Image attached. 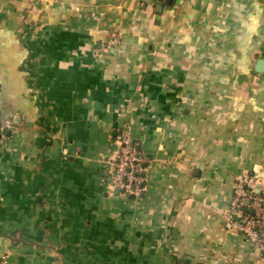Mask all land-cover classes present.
<instances>
[{
	"label": "crops",
	"instance_id": "obj_1",
	"mask_svg": "<svg viewBox=\"0 0 264 264\" xmlns=\"http://www.w3.org/2000/svg\"><path fill=\"white\" fill-rule=\"evenodd\" d=\"M259 60L264 0H0V260L264 264L225 219L264 174Z\"/></svg>",
	"mask_w": 264,
	"mask_h": 264
},
{
	"label": "built area",
	"instance_id": "obj_2",
	"mask_svg": "<svg viewBox=\"0 0 264 264\" xmlns=\"http://www.w3.org/2000/svg\"><path fill=\"white\" fill-rule=\"evenodd\" d=\"M10 126L0 117V133ZM117 153L107 161L112 185L125 193L136 195L143 182L140 154L126 139L119 137ZM227 223L240 233L252 248L264 253V174L243 171L233 185L231 203L225 214ZM0 264H9L6 257Z\"/></svg>",
	"mask_w": 264,
	"mask_h": 264
},
{
	"label": "water",
	"instance_id": "obj_3",
	"mask_svg": "<svg viewBox=\"0 0 264 264\" xmlns=\"http://www.w3.org/2000/svg\"><path fill=\"white\" fill-rule=\"evenodd\" d=\"M255 71L258 73H262L264 71V60H259L256 63Z\"/></svg>",
	"mask_w": 264,
	"mask_h": 264
}]
</instances>
